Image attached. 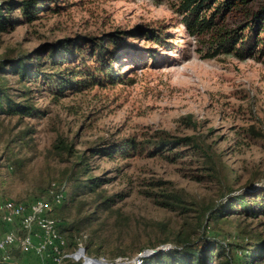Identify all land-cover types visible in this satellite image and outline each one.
Instances as JSON below:
<instances>
[{
	"label": "rangeland",
	"instance_id": "rangeland-1",
	"mask_svg": "<svg viewBox=\"0 0 264 264\" xmlns=\"http://www.w3.org/2000/svg\"><path fill=\"white\" fill-rule=\"evenodd\" d=\"M19 1L0 4L11 5L18 19ZM173 3L46 0L37 19L22 20L0 34V60L76 37L101 41L119 32L126 41L113 67L119 74L116 83L64 91L65 97L58 99L48 88L27 83L21 88H29L37 111L30 117L0 115V198L26 203L44 197L52 184L68 186L59 216L67 226L81 229L76 237L83 248L91 244L85 251L89 258L109 263L133 258L151 246L172 244L177 234L197 242L202 233L214 236L242 254L264 240V217L246 218L230 211L217 221L199 224L197 210L218 209L223 203L221 190L202 175L204 159L174 140L191 137L219 155L238 173L235 194L264 186V59L208 57L203 39L190 36ZM262 4L264 0H253L246 8ZM243 20V15L231 14L222 26L232 29ZM146 28L159 31L166 43L129 37L133 30ZM6 78L12 96L18 94L15 77ZM162 139L172 140L170 147L151 155L152 144ZM58 140L73 143L77 154L129 140L138 149L114 158H90L88 153L84 172L75 166L76 155H55L52 147ZM91 178L102 182L96 193L73 189ZM157 182L164 185L155 187ZM164 189L180 195L188 211L164 209L146 193ZM96 194L116 199L105 210ZM233 256L237 262L241 253L233 251ZM20 260L37 264L29 258Z\"/></svg>",
	"mask_w": 264,
	"mask_h": 264
},
{
	"label": "trees",
	"instance_id": "trees-1",
	"mask_svg": "<svg viewBox=\"0 0 264 264\" xmlns=\"http://www.w3.org/2000/svg\"><path fill=\"white\" fill-rule=\"evenodd\" d=\"M54 0H51L53 2ZM173 1L174 9L181 17V23L190 36L203 39L206 45L208 57L214 58L220 55H228L237 60L264 59V4L256 9L246 8L253 0H158ZM46 0H21L18 3L19 18H15L11 5L0 4V34L10 32L22 20L30 23L37 19L36 15ZM56 6L51 11L57 13ZM243 15L244 20L232 29L223 28L224 20L231 14ZM19 20V22H18ZM133 35L151 40L155 44L164 45L166 42L161 33L153 28L135 29ZM205 39V40H204ZM62 40L55 44H46L40 50L31 54H20L16 57H5L0 60V115L11 117H30L34 109L30 103L29 88L22 89L27 83L38 84L44 89H49L52 96L58 98L65 97L64 91L80 92L84 88L103 86L108 82H115L119 78L113 69L117 63V52L126 41L117 32L110 38L101 41L92 37H76L72 41ZM6 75L14 76L20 86L18 94L12 96V92L7 88ZM22 86V88H21ZM177 145L190 146L204 159L202 168L203 176L215 183L221 190L223 203L218 209L203 207L197 210V220L200 225L207 224L208 221H217L224 215H229L230 211L234 215H242L246 218L264 217V186L257 189L250 188L247 184V192L235 194L233 185L239 179L238 173L224 164L219 155L211 152L207 146L204 147L194 141L193 138L174 139ZM172 143L170 139H162L154 145L155 155ZM151 143H147L150 146ZM73 143L58 140L52 147L55 155L60 157L64 154L72 157L76 155L75 166L87 170V155L90 158L104 156L109 158L125 157L127 150L134 152L138 149L134 140H129L122 145H113L105 148H89L77 154L73 149ZM179 155V153L175 154ZM17 163V162H16ZM75 167V169H77ZM78 180H74L76 183ZM102 182L100 179L91 178L85 184H78L75 189L83 193H96ZM155 187H162L164 184L157 182ZM68 190V186H66ZM148 197L155 198V203L169 211L175 209L188 211L184 208V200L176 192L160 190L159 193L146 192ZM100 202L99 206L109 210L116 195L104 197L96 194ZM75 193L71 195L73 199ZM62 206V205H61ZM60 208V207H59ZM56 208L51 217L58 223L59 231L67 243L68 249H76L80 240L77 235L81 232L78 226H67L59 216L60 210ZM201 241H191L189 237L177 234L170 245L171 249L160 251L146 258L142 264H264V240L259 239L257 244L248 249L246 254L243 250L234 248L233 244H226L218 241L214 236L206 237L201 235ZM168 241V240H166ZM160 245V244H159ZM154 245L149 249L153 250L159 246ZM91 247L87 243L84 247L88 251ZM148 249V248H147ZM144 251V249L142 250ZM141 251V252H142ZM233 251L241 253V258L236 262ZM87 254V253H86ZM64 264H80L79 262L65 261Z\"/></svg>",
	"mask_w": 264,
	"mask_h": 264
},
{
	"label": "built area",
	"instance_id": "built-area-1",
	"mask_svg": "<svg viewBox=\"0 0 264 264\" xmlns=\"http://www.w3.org/2000/svg\"><path fill=\"white\" fill-rule=\"evenodd\" d=\"M64 188L52 184L44 197L21 203L0 198V264H23L29 258L37 264H142L152 256L144 250L133 258H119L113 263L87 256L80 245L76 250L67 247L58 223L51 217L65 199Z\"/></svg>",
	"mask_w": 264,
	"mask_h": 264
},
{
	"label": "water",
	"instance_id": "water-1",
	"mask_svg": "<svg viewBox=\"0 0 264 264\" xmlns=\"http://www.w3.org/2000/svg\"><path fill=\"white\" fill-rule=\"evenodd\" d=\"M170 249H171V246L170 245H163V246H159L156 249L151 250V252H152V254H156L157 252L167 251V250H170ZM90 260H93V259H90Z\"/></svg>",
	"mask_w": 264,
	"mask_h": 264
},
{
	"label": "crops",
	"instance_id": "crops-1",
	"mask_svg": "<svg viewBox=\"0 0 264 264\" xmlns=\"http://www.w3.org/2000/svg\"><path fill=\"white\" fill-rule=\"evenodd\" d=\"M23 264H28V263H23ZM29 264H32V263H29ZM35 264V263H34Z\"/></svg>",
	"mask_w": 264,
	"mask_h": 264
}]
</instances>
